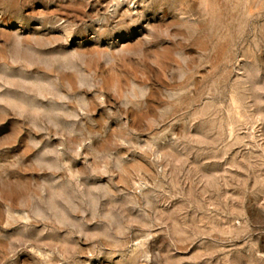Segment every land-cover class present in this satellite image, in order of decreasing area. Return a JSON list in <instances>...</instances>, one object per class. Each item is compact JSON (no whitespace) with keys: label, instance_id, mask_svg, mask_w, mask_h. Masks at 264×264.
<instances>
[{"label":"rangeland","instance_id":"374dc122","mask_svg":"<svg viewBox=\"0 0 264 264\" xmlns=\"http://www.w3.org/2000/svg\"><path fill=\"white\" fill-rule=\"evenodd\" d=\"M0 264H264V0H0Z\"/></svg>","mask_w":264,"mask_h":264}]
</instances>
